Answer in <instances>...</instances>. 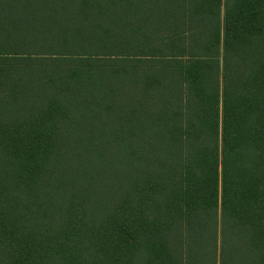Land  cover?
<instances>
[{"label": "trees", "instance_id": "obj_1", "mask_svg": "<svg viewBox=\"0 0 264 264\" xmlns=\"http://www.w3.org/2000/svg\"><path fill=\"white\" fill-rule=\"evenodd\" d=\"M0 0V264H264V0Z\"/></svg>", "mask_w": 264, "mask_h": 264}, {"label": "rangeland", "instance_id": "obj_2", "mask_svg": "<svg viewBox=\"0 0 264 264\" xmlns=\"http://www.w3.org/2000/svg\"><path fill=\"white\" fill-rule=\"evenodd\" d=\"M226 1L227 0H222V4H223L222 13H224V11H225Z\"/></svg>", "mask_w": 264, "mask_h": 264}]
</instances>
